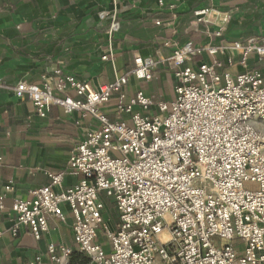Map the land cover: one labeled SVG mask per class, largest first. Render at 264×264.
I'll list each match as a JSON object with an SVG mask.
<instances>
[{"label": "built area", "instance_id": "2783aa9c", "mask_svg": "<svg viewBox=\"0 0 264 264\" xmlns=\"http://www.w3.org/2000/svg\"><path fill=\"white\" fill-rule=\"evenodd\" d=\"M210 11L195 9V22L211 24ZM110 18L112 40L119 23L114 14ZM175 18L154 24L170 28ZM229 19L211 36L221 38ZM108 51L102 61L110 58L111 46ZM252 55L264 61V38L187 42L164 58L138 56L131 71L98 89L60 69L41 85L19 82L15 97L30 101L39 118L57 106L66 115L91 117L99 127L84 131L64 170L44 173L48 185L13 200L10 235L24 228L40 241L49 221L65 223L67 211L74 247L88 264H264V79L249 65ZM159 64L174 77L173 100L154 102L142 91L129 97V77L149 81ZM78 175L79 183L62 187L66 176ZM244 182L258 190L244 189ZM13 191L12 182L0 191V216ZM107 200L118 213L115 230L104 222ZM99 229L109 241L108 253L95 243ZM235 239L243 242L241 253L231 244ZM72 252L49 243L31 264H69Z\"/></svg>", "mask_w": 264, "mask_h": 264}, {"label": "crops", "instance_id": "0c3cea01", "mask_svg": "<svg viewBox=\"0 0 264 264\" xmlns=\"http://www.w3.org/2000/svg\"><path fill=\"white\" fill-rule=\"evenodd\" d=\"M0 0V191L12 182L14 191L4 201L0 216V264H31L46 245H64L75 249L71 230L72 218L67 211L65 223L49 221V232L35 241L27 229L21 228L16 237L9 229L14 199H26L31 190L49 184L45 172L57 173L67 167L71 148L83 139L85 130L97 129L98 123L78 114L66 115L60 107H49L46 117L39 118L27 99H17L14 88L19 82L41 85L42 78L54 69L73 76L92 88L112 83L116 76L134 68L135 57H167L171 51L191 42L194 46L207 43L229 44L249 38H264V0ZM174 6V11L168 7ZM210 8L211 24L195 22V9ZM105 12L107 16L100 18ZM114 14L119 30L108 34ZM172 14L173 25L156 26L155 20L166 22ZM221 38L211 33L222 24ZM171 47H165V42ZM112 53L107 61L101 57ZM159 51V53H157ZM197 61V60H196ZM195 61V62H196ZM250 67L263 75L264 61L252 55ZM175 80L167 67L159 64L149 81L129 77L126 92L129 97L142 91L154 102L171 101L165 90V79ZM172 87V88H173ZM68 94L76 98L72 91ZM57 96V93L55 94ZM113 104L105 107L111 114ZM76 122L78 124L76 125ZM81 176H66L62 187L76 185ZM118 213L108 206L104 222L115 230ZM108 242V241H107ZM105 244L106 253L110 244ZM105 243V242H104ZM45 264H50L45 262Z\"/></svg>", "mask_w": 264, "mask_h": 264}, {"label": "rangeland", "instance_id": "374dc122", "mask_svg": "<svg viewBox=\"0 0 264 264\" xmlns=\"http://www.w3.org/2000/svg\"><path fill=\"white\" fill-rule=\"evenodd\" d=\"M164 82H165L164 83L165 84V90H166V92L171 94V98L170 99L173 100L174 95H173V88H172L173 84H172L171 78L167 77ZM260 129L264 133V124H263L262 127H260ZM243 188L246 189V190H250V191H256V190H258V185L256 183L244 182ZM107 205L110 206V205H113V204L111 203V201L107 200ZM96 241H99V242L105 241V236H104V233H103V231L101 229L97 230V238L95 240V243L98 244V242H96ZM215 242L217 243L218 240L215 239ZM107 243H109V241ZM220 244H221V242L219 243V245ZM231 244H232V246L235 249H237L239 251V253L242 252V250H243V242L241 240L235 239L234 241H232ZM217 245H218V243H217Z\"/></svg>", "mask_w": 264, "mask_h": 264}, {"label": "trees", "instance_id": "16d2710c", "mask_svg": "<svg viewBox=\"0 0 264 264\" xmlns=\"http://www.w3.org/2000/svg\"><path fill=\"white\" fill-rule=\"evenodd\" d=\"M107 241L108 240L105 238V241L96 242H98V244L104 248ZM69 264H88V259L83 254L79 253L76 249H74L70 257Z\"/></svg>", "mask_w": 264, "mask_h": 264}]
</instances>
